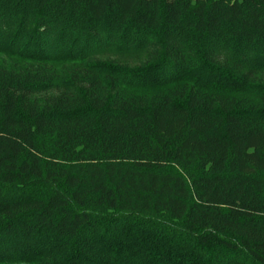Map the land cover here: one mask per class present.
<instances>
[{
    "label": "trees",
    "instance_id": "1",
    "mask_svg": "<svg viewBox=\"0 0 264 264\" xmlns=\"http://www.w3.org/2000/svg\"><path fill=\"white\" fill-rule=\"evenodd\" d=\"M0 264H264V0H0Z\"/></svg>",
    "mask_w": 264,
    "mask_h": 264
}]
</instances>
